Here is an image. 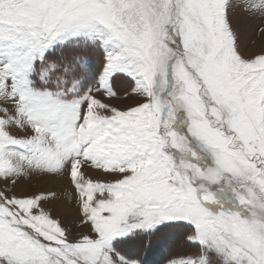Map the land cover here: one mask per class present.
Masks as SVG:
<instances>
[{
    "label": "snow or ice",
    "instance_id": "snow-or-ice-1",
    "mask_svg": "<svg viewBox=\"0 0 264 264\" xmlns=\"http://www.w3.org/2000/svg\"><path fill=\"white\" fill-rule=\"evenodd\" d=\"M254 37L264 0H0V264H264Z\"/></svg>",
    "mask_w": 264,
    "mask_h": 264
},
{
    "label": "rangeland",
    "instance_id": "rangeland-1",
    "mask_svg": "<svg viewBox=\"0 0 264 264\" xmlns=\"http://www.w3.org/2000/svg\"><path fill=\"white\" fill-rule=\"evenodd\" d=\"M264 48V38L262 37H254L253 40L249 42V55L258 53L261 49ZM116 90L119 94V99H115L112 102L117 104L118 106L124 107L128 104L133 103V99L128 95V91L130 89H126L121 85L116 86ZM33 190H56L61 194L62 200L65 202L63 207H57L55 205H50L49 207H53V215L58 218L65 219V223L67 226L71 227V223L76 217L71 213V205L66 203L67 197L70 194V190L67 188V183L64 181H51L47 184H39ZM80 229H76L78 233ZM156 254V253H155ZM162 258V256H161ZM152 264H160V262L156 263L154 259L150 257ZM162 260V259H161Z\"/></svg>",
    "mask_w": 264,
    "mask_h": 264
},
{
    "label": "trees",
    "instance_id": "trees-1",
    "mask_svg": "<svg viewBox=\"0 0 264 264\" xmlns=\"http://www.w3.org/2000/svg\"><path fill=\"white\" fill-rule=\"evenodd\" d=\"M156 253V254H155ZM151 258L155 260L156 263L160 262L161 261V253L159 251L157 252H154L152 255H151Z\"/></svg>",
    "mask_w": 264,
    "mask_h": 264
}]
</instances>
